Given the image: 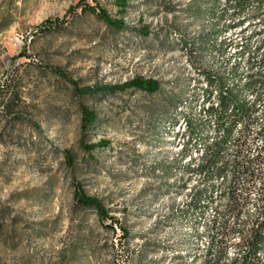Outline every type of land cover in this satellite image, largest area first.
Listing matches in <instances>:
<instances>
[{"label": "rangeland", "instance_id": "1", "mask_svg": "<svg viewBox=\"0 0 264 264\" xmlns=\"http://www.w3.org/2000/svg\"><path fill=\"white\" fill-rule=\"evenodd\" d=\"M124 2L0 0V264L53 260L86 235L91 264L244 260L239 234L221 226L239 229L264 206V0ZM138 76L159 90L81 96L69 82ZM82 107L97 116L85 133ZM82 137L107 144L88 151ZM76 184L112 210L115 233L72 210ZM248 264H264V246Z\"/></svg>", "mask_w": 264, "mask_h": 264}, {"label": "trees", "instance_id": "2", "mask_svg": "<svg viewBox=\"0 0 264 264\" xmlns=\"http://www.w3.org/2000/svg\"><path fill=\"white\" fill-rule=\"evenodd\" d=\"M97 2V0H94ZM116 5L120 7V10L125 6L124 0H116ZM83 12H89L96 18L103 21L108 27L113 30H124L125 24L121 18H111L104 9L96 8L95 6L84 5ZM146 31H144V34ZM73 86L74 93L77 95H105L106 93L114 94L116 92H124L129 89L138 90L147 94H154L159 90V82L153 79H145L143 77H135L129 81L117 86H101V87H82L74 81H69ZM1 89V88H0ZM224 100V97H223ZM244 106L236 105L235 113L244 114ZM97 119L94 111L85 107L81 108L80 118V130L86 132ZM82 146L85 150L92 151L98 147H104L107 143L99 141L98 143H87L82 137ZM259 159V155H258ZM71 158L68 157L70 163ZM249 163V162H248ZM236 167L239 165V161L235 162ZM244 173L247 176V182H252L257 179L255 172L250 171L249 166L245 167ZM249 184V183H248ZM237 175L232 178L230 186L226 191V195L229 199L228 211L238 216L241 210V205L244 203V199L241 194L238 193L236 188ZM259 200L264 202V188L259 192ZM72 210L80 208L84 210H92L95 213L97 222L105 229L115 233V225L117 220L112 214V210L107 207L101 199L87 194L80 185L73 186L72 197ZM86 218V217H85ZM247 223L248 226L244 224ZM244 224L239 225V229L230 227L227 223H223L221 226L222 233H238L240 236V245L246 248V254L242 264H248V257H254L261 247L264 246V206L258 208L255 217L248 218ZM80 245V246H79ZM92 241L88 235L84 236L79 241H74L70 247L63 249L57 253V256L53 260L42 259L41 264H91V258L94 256L95 251L91 248Z\"/></svg>", "mask_w": 264, "mask_h": 264}, {"label": "built area", "instance_id": "3", "mask_svg": "<svg viewBox=\"0 0 264 264\" xmlns=\"http://www.w3.org/2000/svg\"><path fill=\"white\" fill-rule=\"evenodd\" d=\"M185 128H186V127H185V125H184V127H183V130H184V131H185Z\"/></svg>", "mask_w": 264, "mask_h": 264}]
</instances>
